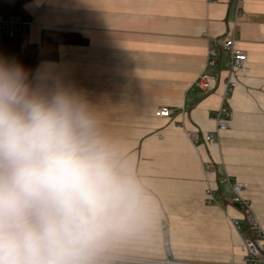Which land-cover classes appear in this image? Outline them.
Listing matches in <instances>:
<instances>
[{
  "label": "crops",
  "instance_id": "0c3cea01",
  "mask_svg": "<svg viewBox=\"0 0 264 264\" xmlns=\"http://www.w3.org/2000/svg\"><path fill=\"white\" fill-rule=\"evenodd\" d=\"M25 11L29 43H39L45 29L87 41L61 45L58 61L42 62L30 88L85 102L143 189L144 222L107 253L160 259L168 242L175 259L240 264L232 222L243 213L231 203L227 178L245 185L243 197L264 229V0H30ZM230 35L250 72L235 76L225 100L226 57L217 67L206 63L208 49ZM203 72L217 80L212 93L192 88ZM223 103L228 130L214 145L192 143L187 131L217 130ZM162 108L173 115L156 116ZM208 189L223 205L207 203Z\"/></svg>",
  "mask_w": 264,
  "mask_h": 264
},
{
  "label": "clouds",
  "instance_id": "9594fccd",
  "mask_svg": "<svg viewBox=\"0 0 264 264\" xmlns=\"http://www.w3.org/2000/svg\"><path fill=\"white\" fill-rule=\"evenodd\" d=\"M146 212L87 104L0 64V264H99Z\"/></svg>",
  "mask_w": 264,
  "mask_h": 264
},
{
  "label": "built area",
  "instance_id": "2783aa9c",
  "mask_svg": "<svg viewBox=\"0 0 264 264\" xmlns=\"http://www.w3.org/2000/svg\"><path fill=\"white\" fill-rule=\"evenodd\" d=\"M29 17H9L6 18L0 14V34L5 33L10 36L21 33L27 35L31 26ZM216 47H211L207 52L206 66L217 67L221 64L223 55L226 57L227 73L225 80L224 99L226 100L237 86L235 76L237 74L245 75L250 72L246 65L248 56L245 51L237 47V39L230 35L217 41ZM221 73V71H220ZM217 80L215 77L203 72L192 84V88H197L205 93H212L216 88ZM173 110L168 108L159 109L156 116L169 118L173 115ZM217 130L211 134L201 135L198 131H187V138L194 144H197L202 138L207 145H214L219 141L220 134L228 130L231 121V113L226 103H223L216 112ZM209 168L207 167V170ZM227 183L232 191L231 203L237 205L243 213L241 219L234 220L232 225L239 233L242 245L240 251L242 261L240 264H264V229L256 215L251 210L248 201L243 197L245 185L239 182H233L227 178ZM207 203L218 206L223 203L218 199L217 191L208 189ZM165 254L160 259L141 258L125 255H115L105 253L99 264H187L172 258L168 242H165Z\"/></svg>",
  "mask_w": 264,
  "mask_h": 264
},
{
  "label": "trees",
  "instance_id": "16d2710c",
  "mask_svg": "<svg viewBox=\"0 0 264 264\" xmlns=\"http://www.w3.org/2000/svg\"><path fill=\"white\" fill-rule=\"evenodd\" d=\"M30 0H0V14L6 18H26L25 6ZM85 38L76 33L45 29L39 43H29L27 35L0 34V64L21 67L29 83L42 62L58 61L61 45L85 44ZM239 208L237 205H235Z\"/></svg>",
  "mask_w": 264,
  "mask_h": 264
},
{
  "label": "rangeland",
  "instance_id": "374dc122",
  "mask_svg": "<svg viewBox=\"0 0 264 264\" xmlns=\"http://www.w3.org/2000/svg\"><path fill=\"white\" fill-rule=\"evenodd\" d=\"M204 249H205V247H201V249L195 250V251L202 252ZM205 250L203 252H205ZM172 258L175 259L173 254H172ZM176 260H179V259H176ZM180 261L187 263V264H208V263H210L206 260H203V258H199V256L194 257V254H192L190 256H186L185 258H180Z\"/></svg>",
  "mask_w": 264,
  "mask_h": 264
},
{
  "label": "bare ground",
  "instance_id": "6f19581e",
  "mask_svg": "<svg viewBox=\"0 0 264 264\" xmlns=\"http://www.w3.org/2000/svg\"><path fill=\"white\" fill-rule=\"evenodd\" d=\"M206 71V70H205Z\"/></svg>",
  "mask_w": 264,
  "mask_h": 264
}]
</instances>
